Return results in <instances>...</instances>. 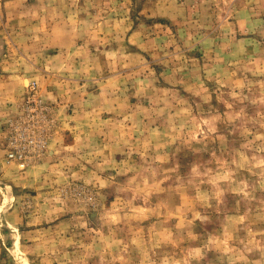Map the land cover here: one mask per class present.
I'll return each mask as SVG.
<instances>
[{
	"label": "rangeland",
	"instance_id": "1",
	"mask_svg": "<svg viewBox=\"0 0 264 264\" xmlns=\"http://www.w3.org/2000/svg\"><path fill=\"white\" fill-rule=\"evenodd\" d=\"M31 1L0 28V74L30 76L0 122V202L64 209L58 255L82 264H264V0L46 1L65 46ZM32 94L48 142L22 166L5 121Z\"/></svg>",
	"mask_w": 264,
	"mask_h": 264
},
{
	"label": "crops",
	"instance_id": "2",
	"mask_svg": "<svg viewBox=\"0 0 264 264\" xmlns=\"http://www.w3.org/2000/svg\"><path fill=\"white\" fill-rule=\"evenodd\" d=\"M21 0H0V28L2 31H9V19H17L23 15L22 11L16 8ZM27 1V0H24ZM33 1V0H32ZM31 1V2H32ZM49 0H34L33 2L42 4L38 11V21L36 24L37 29L45 32L46 45L48 46H65L72 28L65 21L58 22L55 19L48 21L47 19L40 20L42 14H51L52 7L45 6V2ZM44 4V5H43ZM45 11V13H44ZM21 19V18H20ZM64 24V25H61ZM19 23L16 26V33L22 32V44H26L27 39H31L26 35H23V31L30 30L32 23L25 22ZM60 31L64 34V39L59 43L55 38L56 32ZM23 39L24 42L23 43ZM42 39V38H41ZM39 41L40 38H39ZM77 40H73V43H69L73 46ZM72 44V45H71ZM40 45V44H39ZM30 76L25 74H0V122L1 118L6 112L7 102L13 98L19 96L24 90V80L29 79ZM40 78V77H39ZM0 163L5 164L3 156L0 154ZM0 165V170H4L3 165ZM45 166H41L39 170H35L32 173H17L8 174L3 172L1 178H7L9 181L13 179H19L25 184L22 187L35 186L41 182L43 176V169ZM11 178V179H10ZM6 186V185H5ZM37 188V187H33ZM1 200V199H0ZM26 203V202H25ZM32 208L24 212L25 208L20 205V202H0V264H82V262L75 261L70 257L59 256L58 253L63 252V247L58 245L60 239L65 236V230H62L60 225L63 223L59 221V217L63 216L64 209L54 210L49 209L51 202H30ZM54 212V213H52ZM55 220H58L57 222ZM75 230V229H74ZM72 230L71 234H75ZM62 234V235H61ZM66 249V248H65ZM71 250L72 248H67ZM72 252V251H71Z\"/></svg>",
	"mask_w": 264,
	"mask_h": 264
},
{
	"label": "built area",
	"instance_id": "3",
	"mask_svg": "<svg viewBox=\"0 0 264 264\" xmlns=\"http://www.w3.org/2000/svg\"><path fill=\"white\" fill-rule=\"evenodd\" d=\"M49 106V105H48ZM45 102L36 98L33 94L20 102L15 108L13 116L7 118V130L5 135V153L9 161L19 162L22 166L29 162L39 160L45 152L48 136L44 132L46 115L49 108ZM43 126L44 135L29 134L28 129L35 126Z\"/></svg>",
	"mask_w": 264,
	"mask_h": 264
}]
</instances>
